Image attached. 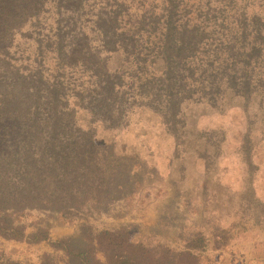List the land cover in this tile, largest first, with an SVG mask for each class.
Here are the masks:
<instances>
[{"label":"trees","instance_id":"16d2710c","mask_svg":"<svg viewBox=\"0 0 264 264\" xmlns=\"http://www.w3.org/2000/svg\"><path fill=\"white\" fill-rule=\"evenodd\" d=\"M41 21L47 36L34 37ZM258 90L264 0H0V235L48 240L66 264H200V232L182 249L153 248L132 240L130 224L86 221L134 191L143 163L98 142L78 110L110 131L137 107L168 126L186 101L213 105L227 91L247 101ZM34 209L79 218L76 234L26 233L20 219Z\"/></svg>","mask_w":264,"mask_h":264},{"label":"rangeland","instance_id":"374dc122","mask_svg":"<svg viewBox=\"0 0 264 264\" xmlns=\"http://www.w3.org/2000/svg\"><path fill=\"white\" fill-rule=\"evenodd\" d=\"M45 33L43 22L33 34ZM182 109L181 119L167 126L149 108L137 107L127 125L111 131L78 110L79 122L95 127L98 142L143 163L134 191L86 221L102 229L130 224L132 240L153 248L182 249L190 234L200 232L205 245L194 250L200 264H264V90L247 101L227 91L213 105L186 101ZM20 220L26 233L46 228L50 240L76 234L81 221L40 209ZM44 255L55 264L67 262L48 240L0 235V264H46Z\"/></svg>","mask_w":264,"mask_h":264}]
</instances>
